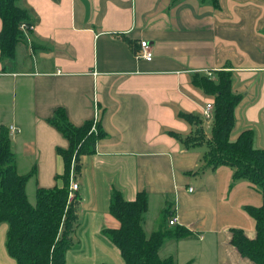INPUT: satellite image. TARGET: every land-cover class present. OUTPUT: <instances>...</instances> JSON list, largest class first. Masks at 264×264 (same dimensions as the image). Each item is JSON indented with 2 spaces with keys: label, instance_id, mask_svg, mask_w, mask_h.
<instances>
[{
  "label": "crops",
  "instance_id": "1",
  "mask_svg": "<svg viewBox=\"0 0 264 264\" xmlns=\"http://www.w3.org/2000/svg\"><path fill=\"white\" fill-rule=\"evenodd\" d=\"M17 4L33 24L21 29L14 57L0 60V130L18 129L8 135L17 172L34 170L25 186L29 202L37 188L58 184L62 172L57 150L68 142L49 123L57 109L75 126L93 122L96 112L103 131L94 150L80 156L73 192L79 210L65 264H124L103 234L119 226L109 213L115 190L130 201L145 192L147 235L165 210L167 227L193 233L166 241L161 257L172 256L176 264H255L231 244V229L255 237L249 210L261 205L262 195L248 179H234L227 166L201 171L207 146L184 144L197 126L182 113L198 117L210 138L211 123L201 113L213 97L192 82L193 75L230 71L232 90L241 96L230 139L251 129L254 147L264 149V0ZM142 39L151 46V60L135 57ZM171 215L175 225L168 224ZM6 229L0 223V264H16L5 249Z\"/></svg>",
  "mask_w": 264,
  "mask_h": 264
},
{
  "label": "trees",
  "instance_id": "2",
  "mask_svg": "<svg viewBox=\"0 0 264 264\" xmlns=\"http://www.w3.org/2000/svg\"><path fill=\"white\" fill-rule=\"evenodd\" d=\"M17 1L0 0V60L3 62L14 57L17 43L24 39L20 26L33 24L28 10ZM209 1L218 5V0ZM209 73L194 74L192 82L213 97L211 136L206 139L198 117L182 113V117L197 126L194 135L183 142L187 147L207 146L201 171L227 166L233 169L234 179H248L261 193V205L249 210L255 221V237L250 239L241 229L232 228L230 242L241 256L255 264H264V149L254 147L251 129L230 139L235 124L234 110L241 96L232 90L230 71ZM49 123L59 130L68 146L57 150L63 166L62 172L56 175L58 184L37 188L34 203L29 202L25 191L34 170L25 174L17 172L8 131L0 130V223L7 225L5 249L16 264H65V253L73 246L71 234L79 210V196L73 193L68 198L70 174L72 171L75 178L79 177L80 156L92 152L95 141L103 135L99 121L95 123V130L90 131L91 120L75 126L63 109H57ZM146 210L145 192L137 193L130 201L119 191H113L109 213L119 221V226L106 228L103 234L119 249L124 264H176L172 256L161 257L159 249L168 240L190 238L193 233L183 226L167 227L169 213L165 210L159 227L147 235L143 228Z\"/></svg>",
  "mask_w": 264,
  "mask_h": 264
},
{
  "label": "built area",
  "instance_id": "3",
  "mask_svg": "<svg viewBox=\"0 0 264 264\" xmlns=\"http://www.w3.org/2000/svg\"><path fill=\"white\" fill-rule=\"evenodd\" d=\"M31 26H26L24 24H22L20 26L21 29L25 30L27 28H30ZM135 57L137 59H145V60H151L152 59V50H151V46L149 44V42L145 39H142L138 42V49L135 51ZM208 75H210L209 72H207ZM201 117L204 121H208L211 122L212 118H213V103L207 102L205 103L202 113H201ZM97 122V113L95 112L94 114V119L92 122V126L90 131H94L95 130V123ZM8 131L10 134L15 133L18 131L16 126L10 125L8 127ZM79 187V184L76 180V178L73 176V173L71 171L70 174V181H69V192H68V198H70L73 194L74 191H76ZM189 191H192V188H189ZM177 221V216L176 215H171L170 219L168 220V224L169 225H175Z\"/></svg>",
  "mask_w": 264,
  "mask_h": 264
},
{
  "label": "rangeland",
  "instance_id": "4",
  "mask_svg": "<svg viewBox=\"0 0 264 264\" xmlns=\"http://www.w3.org/2000/svg\"><path fill=\"white\" fill-rule=\"evenodd\" d=\"M207 133H208V134L210 133V129H209V130H207ZM72 250H73V251H79V249H78V248H73ZM70 253H73V252H70ZM68 256H69V254H68Z\"/></svg>",
  "mask_w": 264,
  "mask_h": 264
}]
</instances>
